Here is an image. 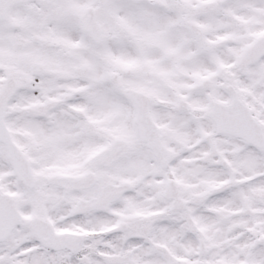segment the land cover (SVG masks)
Segmentation results:
<instances>
[{"label":"snow or ice","instance_id":"6c2138e0","mask_svg":"<svg viewBox=\"0 0 264 264\" xmlns=\"http://www.w3.org/2000/svg\"><path fill=\"white\" fill-rule=\"evenodd\" d=\"M0 264H264V0H0Z\"/></svg>","mask_w":264,"mask_h":264}]
</instances>
